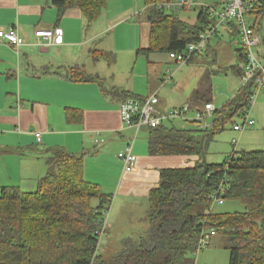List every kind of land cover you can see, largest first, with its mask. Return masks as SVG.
Instances as JSON below:
<instances>
[{"label": "trees", "instance_id": "16d2710c", "mask_svg": "<svg viewBox=\"0 0 264 264\" xmlns=\"http://www.w3.org/2000/svg\"><path fill=\"white\" fill-rule=\"evenodd\" d=\"M109 1L54 0L53 5L59 19L68 10L78 9L90 26L101 17ZM172 1L144 0L151 30L149 48L138 50V56L184 51L212 21L199 10L200 25L191 26L179 14L195 8L180 13L158 8V4ZM233 36H238L237 30ZM236 56L240 63L245 62L242 49L236 50ZM230 69L241 77L240 67ZM78 79L102 86L101 79L82 73ZM243 91L245 95L240 96ZM211 92L209 84H201L192 97L194 106L211 102ZM112 93L123 101L139 98L118 89ZM250 94L249 88H241L217 112L213 132L183 130L175 124L148 130L151 156L197 157L200 162L194 167L160 172L159 186L149 193L150 234L138 241L125 239L122 251L111 259L98 254L111 195L85 179L83 157L63 148L53 149L48 173L35 192L14 187L1 190L0 264H195L200 236L211 229L222 235L230 253L229 264H264V151L235 152L222 164H208L203 159L208 141L248 107ZM67 121L80 123L81 112L70 109ZM220 187L225 190V200L241 203L246 211L209 212L212 195Z\"/></svg>", "mask_w": 264, "mask_h": 264}, {"label": "crops", "instance_id": "0c3cea01", "mask_svg": "<svg viewBox=\"0 0 264 264\" xmlns=\"http://www.w3.org/2000/svg\"><path fill=\"white\" fill-rule=\"evenodd\" d=\"M53 1L0 0V29L14 27L25 40L19 52L0 40V190L14 187L33 193L40 179L48 173L51 151L63 148L83 157L87 181L113 194L105 233L116 227L112 234L120 233L121 238H125L132 234L125 229L129 211L138 208L141 202H149V193L159 186L163 169L186 166L187 160L186 157L151 156L149 131L143 137L140 131L135 139L136 132L126 127L120 118V106L124 101L112 93L113 89H118L147 98L159 97L158 92L150 93L132 82L119 88L111 85L110 95L98 82L78 78L89 64L90 55L93 57L95 50H102L95 46L98 41L133 19L138 20L145 34V43L140 49L149 48L151 26L147 8L140 10L138 7L144 0H110L99 22L88 26L78 9L68 10L59 19ZM113 5L117 7L115 13L109 10ZM56 28L62 30L61 45L47 46L45 41L35 37L39 30ZM132 49L135 48L129 50ZM140 49H136V56ZM166 55L164 58L162 54L144 56L148 82L149 74L162 71L156 62L169 63ZM168 72L170 69L166 76ZM90 74L102 79L101 70H92ZM159 100V105L167 111ZM70 109L81 112L80 123L67 121ZM35 133L41 134V143L37 142ZM130 144L138 160L135 170L126 173L118 155Z\"/></svg>", "mask_w": 264, "mask_h": 264}, {"label": "rangeland", "instance_id": "374dc122", "mask_svg": "<svg viewBox=\"0 0 264 264\" xmlns=\"http://www.w3.org/2000/svg\"><path fill=\"white\" fill-rule=\"evenodd\" d=\"M193 1L200 5L215 6L219 9L223 3V0ZM138 7L142 10L145 5L140 1ZM109 10L111 13H115L117 11L116 5L110 6ZM199 10V8H195L189 12H181L179 16L188 21L191 26H198L200 25L197 20ZM99 20L97 21L99 22ZM246 21L249 27H253L256 31L259 29L264 39V15L255 13L254 15L247 16ZM144 35L138 20L135 19L125 23L116 32H108L98 41V45H95L96 47L99 46L102 48V50H95L92 54L93 57L90 55V62L83 68L85 71L82 69L81 73L84 76H92L90 74L92 70H101L102 87L105 88V92L109 91L108 93L110 95L111 91L109 88L111 85L119 88L121 85L125 86L135 82L138 88H142L150 93L158 92L159 98L167 110L174 107H182L186 104L194 106L195 103L192 100L194 93L201 87V84L207 83L212 89L211 102L220 111L242 88L243 84L240 77L235 76L230 71V68L240 67L242 65L236 56V50L240 47L234 44L235 40H240L238 36L232 38L228 33H222L214 37L208 48L202 54L196 55L189 64L182 68H179L176 63L170 60L169 63L162 62L161 64L156 62V65H161L160 70L162 71L159 73V66L156 67L155 69L158 71H155L154 74H149L148 82L146 76L148 74L147 59L142 55L139 57L136 56V49L142 48V45L145 43ZM131 48H135V51L133 49L129 50ZM254 51L258 53L264 52V44L255 48ZM166 56V54H162V58ZM168 69H170V73L174 77L173 82L172 84L162 86V79L166 77ZM226 69H229V71L226 72ZM244 95L245 92L243 91L240 96ZM159 108L166 111L161 105H159ZM251 119L255 121V126L239 133L234 132L233 127L235 124H241L242 118L234 116L229 120L225 124L224 130L216 134L212 140L208 141L203 159L205 158L208 164H222L235 152L264 151V91L259 95L252 108ZM166 126L171 127V124L168 123ZM175 126L178 128L182 127L180 123H175ZM188 127V129H195L194 124H190ZM147 134V130L143 129L141 130L140 136H147ZM233 140H236L237 143H233ZM185 160H187L186 166L180 165L177 167L186 168L190 165L194 167L196 163L200 162L197 157L185 158ZM32 191L35 192L36 190ZM102 191L107 195H111V200L113 201V194L107 193L106 190ZM245 211L246 209L241 203L227 200H225L223 205H217L215 208V212L217 213H243ZM129 213V223L125 226V229L132 232L131 236L121 238L120 233L113 235V230L116 228L114 227V229L109 228L100 239L98 254L105 259H111L119 254L124 247L123 242L125 239L130 238L138 241L140 238L150 234L151 224L148 218L149 202H141L138 208L136 207L134 210H130ZM229 263L230 253L224 247L222 235L214 236L211 239L210 246L199 251L195 257V264Z\"/></svg>", "mask_w": 264, "mask_h": 264}, {"label": "built area", "instance_id": "2783aa9c", "mask_svg": "<svg viewBox=\"0 0 264 264\" xmlns=\"http://www.w3.org/2000/svg\"><path fill=\"white\" fill-rule=\"evenodd\" d=\"M158 8L167 13H180L185 8H199L205 12L208 19L212 20L207 23L205 31L199 35L198 39L189 43L184 51L168 54L170 60L176 63L179 68L189 64L196 55L202 54L214 37L222 33H228L232 37V33L238 31L240 40H235L234 44L244 51L245 57V62L240 66L243 71L240 77L243 84L242 89L249 88L251 94L248 107L238 115L242 118V123L235 124L233 130L239 133L247 128L254 127L255 121L251 119V111L259 95L264 91V52L258 53L254 49L264 44V39L259 29L256 31L253 27L248 26L246 17L255 13L264 15V0H223L220 9L215 6L200 5L193 0H173L169 3L158 4ZM35 37L39 41H45L47 46H57L63 43L62 30L59 28L39 30L35 32ZM0 40L9 43L17 52L25 45V40L14 27L6 30L0 29ZM168 75L162 81L164 85L173 82V75L170 72H168ZM159 104L160 100L157 95L147 98H128L121 104V121L126 127L136 132L135 139L143 129H158L168 123H180L183 130L188 129L190 124H194L195 129L203 132L210 133L216 130L218 110L213 102L201 106L186 104L167 111L161 110ZM35 136L37 142L41 143V134L35 133ZM233 143H237V141L233 140ZM118 158L123 163L124 172L131 173L135 170L138 158L133 153V144H130L123 152L119 153ZM224 194L225 190L220 187L212 195L209 212H215L217 205L224 204ZM108 214L106 219H108ZM106 219L104 230L107 226ZM214 236H216L214 229L203 231L199 239L198 252L210 246L211 239Z\"/></svg>", "mask_w": 264, "mask_h": 264}]
</instances>
